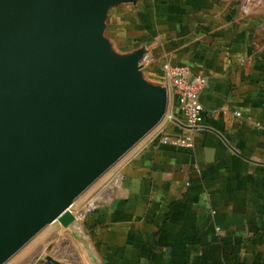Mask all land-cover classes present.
<instances>
[{
    "label": "crops",
    "instance_id": "obj_1",
    "mask_svg": "<svg viewBox=\"0 0 264 264\" xmlns=\"http://www.w3.org/2000/svg\"><path fill=\"white\" fill-rule=\"evenodd\" d=\"M106 36L121 53L146 49L151 83L170 63L207 85L199 128L169 95L161 124L75 201L81 258L264 264V0H137L111 9ZM181 136L190 148L162 143Z\"/></svg>",
    "mask_w": 264,
    "mask_h": 264
},
{
    "label": "water",
    "instance_id": "obj_2",
    "mask_svg": "<svg viewBox=\"0 0 264 264\" xmlns=\"http://www.w3.org/2000/svg\"><path fill=\"white\" fill-rule=\"evenodd\" d=\"M136 2L0 0V264L54 222L78 237L72 205L164 120L146 49L106 36L111 9Z\"/></svg>",
    "mask_w": 264,
    "mask_h": 264
},
{
    "label": "rangeland",
    "instance_id": "obj_3",
    "mask_svg": "<svg viewBox=\"0 0 264 264\" xmlns=\"http://www.w3.org/2000/svg\"><path fill=\"white\" fill-rule=\"evenodd\" d=\"M115 166H117V164ZM115 166L81 195L77 199V204L80 203L97 184H100L105 178L112 174ZM76 206L75 204L70 208L72 213ZM74 215L77 217L74 232L77 233L78 237H73L72 231L66 230L58 222H54L41 231L6 264H45L46 256H50L66 264H86L85 260L82 259L85 255L82 247V240L76 230L78 229L82 213L78 212Z\"/></svg>",
    "mask_w": 264,
    "mask_h": 264
},
{
    "label": "built area",
    "instance_id": "obj_4",
    "mask_svg": "<svg viewBox=\"0 0 264 264\" xmlns=\"http://www.w3.org/2000/svg\"><path fill=\"white\" fill-rule=\"evenodd\" d=\"M252 2L255 5H260L262 0H252ZM149 63V56L144 55L140 62L143 71ZM162 75L163 80L161 85L168 88L169 95L177 98L186 127L189 130H196L200 127L201 122L199 95L207 85V80L200 76H191L188 68L184 66L172 65L170 63L163 64ZM162 143L175 147L190 148L192 146V138L190 136L166 137L162 139ZM90 207L91 205L87 207V212L90 210Z\"/></svg>",
    "mask_w": 264,
    "mask_h": 264
}]
</instances>
